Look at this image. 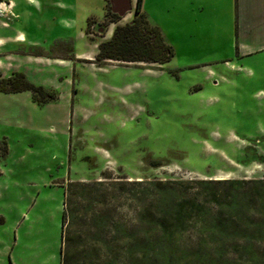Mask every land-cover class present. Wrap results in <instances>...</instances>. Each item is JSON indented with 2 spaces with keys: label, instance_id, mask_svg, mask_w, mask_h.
Wrapping results in <instances>:
<instances>
[{
  "label": "rangeland",
  "instance_id": "rangeland-1",
  "mask_svg": "<svg viewBox=\"0 0 264 264\" xmlns=\"http://www.w3.org/2000/svg\"><path fill=\"white\" fill-rule=\"evenodd\" d=\"M225 1L146 0L172 58L97 65L105 0H0V77L57 93L0 91V264H142L114 230L138 226V181L264 175V50L221 40Z\"/></svg>",
  "mask_w": 264,
  "mask_h": 264
},
{
  "label": "trees",
  "instance_id": "trees-1",
  "mask_svg": "<svg viewBox=\"0 0 264 264\" xmlns=\"http://www.w3.org/2000/svg\"><path fill=\"white\" fill-rule=\"evenodd\" d=\"M120 19L109 1L101 21L88 18L87 33H91L94 23L101 28L93 63L161 64L172 58L173 48L159 27L149 22L142 10V0H136L134 14L128 21L119 23ZM111 23L112 34L105 38V29ZM22 90H30L34 101L35 93H40L39 103L57 94L53 89L33 84L22 72L0 77V91ZM6 153L7 143L0 139V160ZM131 198L138 208V226L124 229L117 224L114 230L127 241V254H140L142 264L264 263V253L258 248V244H264V175L142 180L134 184ZM66 213L61 210L62 240ZM94 225L99 231L106 225L105 218L98 217ZM65 261L61 256L60 264Z\"/></svg>",
  "mask_w": 264,
  "mask_h": 264
},
{
  "label": "crops",
  "instance_id": "crops-1",
  "mask_svg": "<svg viewBox=\"0 0 264 264\" xmlns=\"http://www.w3.org/2000/svg\"><path fill=\"white\" fill-rule=\"evenodd\" d=\"M110 0H105V3ZM131 1V9L127 11L124 15H121V19L127 18L128 21L134 14V6L136 0ZM185 2H192L193 0H184ZM146 0H142V10L145 12L147 18L150 16L146 10ZM225 6H219L220 14H223L224 18L228 20V33L223 34L225 38L222 41L236 42V56L243 57L251 55L254 52L264 50V0H226ZM105 6V5H104ZM111 6V5H110ZM10 8L8 4L0 2V11ZM171 8V7H170ZM201 8L203 6L201 5ZM130 12V13H129ZM150 23H152L149 20ZM110 25V24H109ZM108 25V26H109ZM114 25V23H111ZM163 34V33H162ZM164 36V35H163ZM234 36V37H233ZM105 37V36H104ZM108 38V37H106ZM225 59H222V62ZM227 60V59H226ZM1 63V62H0ZM237 64L230 61H225L223 64ZM239 67L245 66L237 64Z\"/></svg>",
  "mask_w": 264,
  "mask_h": 264
},
{
  "label": "water",
  "instance_id": "water-1",
  "mask_svg": "<svg viewBox=\"0 0 264 264\" xmlns=\"http://www.w3.org/2000/svg\"><path fill=\"white\" fill-rule=\"evenodd\" d=\"M109 3L112 6V10L117 12L119 15H124L131 9L130 0H110Z\"/></svg>",
  "mask_w": 264,
  "mask_h": 264
},
{
  "label": "flooded vegetation",
  "instance_id": "flooded-vegetation-1",
  "mask_svg": "<svg viewBox=\"0 0 264 264\" xmlns=\"http://www.w3.org/2000/svg\"><path fill=\"white\" fill-rule=\"evenodd\" d=\"M111 9H112V6H111ZM113 11V10H112Z\"/></svg>",
  "mask_w": 264,
  "mask_h": 264
}]
</instances>
